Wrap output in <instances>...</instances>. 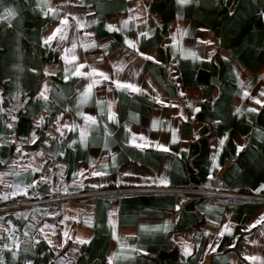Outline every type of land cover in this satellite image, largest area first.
Returning a JSON list of instances; mask_svg holds the SVG:
<instances>
[{"label":"crops","instance_id":"crops-1","mask_svg":"<svg viewBox=\"0 0 264 264\" xmlns=\"http://www.w3.org/2000/svg\"><path fill=\"white\" fill-rule=\"evenodd\" d=\"M50 3L58 8L59 18L67 14L73 25L68 31L69 39L56 51L41 45L42 38L59 24V18H54L53 13L45 17L37 0H0V17H4L9 8L16 12L10 20L6 17L0 19V90L5 97L19 91L21 100L26 98L25 93L32 98L15 113L18 120L13 129L6 127L7 115L0 114V160L7 162L0 164V203L24 195L25 189V196L36 197L60 192L138 187L145 183V176H164L169 186L257 193L255 190L264 184V109L258 114L245 111L248 107L260 106L241 99L242 89L236 77L239 74L246 87L251 85L249 90L253 96L264 87V80L260 79L264 76V15H261L264 0H192L184 6L178 5L176 0H50ZM178 14L182 20L177 19ZM73 15L85 21H99L78 33L83 37L84 32H93L94 36L84 39L95 40L98 45L87 52L78 45V62L87 60L89 65L113 79L136 83L146 93L116 90L111 81H103L95 87L89 104L82 108L98 120V126L89 132L87 147L79 142L68 147L73 139L79 141L78 130L64 129V137L55 130L56 117L66 108L71 111L64 113L60 124L73 120L83 124L75 114L76 97L78 89L82 91L88 81L76 77L65 81V63L60 58L63 47H70L75 33ZM143 18H147L148 27L154 29L147 38L137 35L139 31H147L141 22ZM123 20H129L126 27L121 24ZM109 23L121 31L109 32L106 28ZM177 25L186 29L188 34L178 33L173 48L169 36ZM125 36L138 39L139 52L153 55L159 63L146 60L129 48L124 43ZM199 40L213 43L205 45L198 43ZM102 44L107 47H99ZM182 47L191 48L203 59L194 62L191 58H181ZM213 50L211 62H208L207 57ZM101 56L103 61L99 59ZM119 68L122 71H117ZM46 71L56 75L46 76ZM173 75L178 79L173 80ZM45 82L49 87L47 102L35 99ZM109 87L113 88L112 92L107 91ZM181 91L186 95L181 97ZM157 95L165 104L179 107L157 103L151 98ZM97 99L105 102L103 114L96 106ZM108 101L114 102L112 110L118 123L107 120ZM14 103L6 99L3 107L8 108ZM189 103L192 108L187 107ZM195 107L201 111L193 113ZM236 107H241L244 114L233 115ZM181 109L188 117L187 121L180 118ZM193 115L195 119H192ZM42 116L41 127L35 129L39 139L35 144L23 142L20 138L29 137ZM153 120L161 122L158 125L160 130L151 129ZM169 122L173 128H179L177 135L180 139L170 145L169 153L154 147L142 151L126 138L124 126L128 125L137 134L144 133L150 140L168 144L171 139L167 130ZM104 124L111 135L105 136ZM48 133L57 139L53 140ZM226 133L228 140L219 154V168L212 173L214 179L210 181L212 146L218 147L219 140ZM13 139L15 144L11 143ZM105 143L115 154L114 161L106 151ZM238 144L245 146L239 155ZM17 147L28 155L21 156L16 152ZM182 148L188 151L181 152ZM61 152L63 156L59 155ZM55 163L65 166L63 175L52 172ZM82 167L86 169L87 179L73 176ZM94 171L108 174L94 177L91 175ZM125 172L132 175H124ZM41 177H47V182L40 180ZM74 179L76 183H73ZM33 180H40V183L34 188L27 187ZM93 184L100 186L93 188ZM257 194H264V191ZM177 204L180 205L179 213ZM112 209L118 211L110 225ZM55 213L59 215H53ZM262 214L264 200L185 192L107 193L50 202L34 209L0 211V218H3L0 219V235L7 237L3 229L14 230L21 241L15 262L10 252H3L6 264H25L26 261L32 264H108V257L121 251L112 237L113 230L120 238L129 237L127 245L142 250L131 252L126 247L122 256L134 259L121 257L113 264H260V261L245 260L244 256L255 255L264 259V225H257L251 231L244 230ZM65 216L70 219L59 223ZM165 222H171L167 231H141V225L154 229ZM45 223L56 226L55 235L49 229L44 230L51 245L39 234ZM225 224H230L232 234L225 232L223 237H218ZM28 225L34 227L28 228ZM26 230L29 237L23 235ZM64 231L68 232V237L63 235ZM31 237L39 239L40 243L33 247L35 240ZM217 239L219 247L212 252L208 245L215 246ZM78 240L90 242L79 243ZM5 242L11 243L7 239L0 241ZM184 244L191 246L190 256L182 254ZM233 244L235 247H231Z\"/></svg>","mask_w":264,"mask_h":264},{"label":"snow or ice","instance_id":"snow-or-ice-1","mask_svg":"<svg viewBox=\"0 0 264 264\" xmlns=\"http://www.w3.org/2000/svg\"><path fill=\"white\" fill-rule=\"evenodd\" d=\"M192 0H176V3L178 5L184 6L187 5L189 3H191ZM38 5L40 6L41 10L43 11V15L46 17L48 15V13H53L54 18H59V12H58V8L57 7H53L51 6L50 0H37ZM47 9L46 11H44V9ZM146 11V9H145ZM91 14V13H89ZM261 15H264V13H261ZM16 16V12L14 9H6L5 13H4V17H0V19L3 18H8L9 20L14 18ZM132 17H129V20H131ZM177 19L178 20H182L183 17L180 16L179 14L177 15ZM72 20L75 21V33L74 36L71 40V45L70 47H63V52L61 55V60L64 61L65 63V68H64V75H63V79L65 81H68L70 78L72 77H76V78H80L82 80H86L88 81V83L86 85L82 86V91L78 89V94H77V106H76V116L80 117L83 120V124H79L77 123L75 120H73L71 123H69L68 121H64L63 124H60V121L64 118V113L65 112H69L71 111V109H64V112H61L57 117H56V132H58L60 134L61 137L65 136V131L64 129H67L68 131H79V141H77L76 139H73L70 144L68 145V147H72L73 145L77 144L78 142L84 146L87 147V141H88V135L89 132L92 131L94 126H98V120L97 117L91 114H87L85 113L82 108L83 106H86L89 104L90 98L93 95V89L97 86H99L103 81H111V84L115 86L116 90H120V91H128L130 93H138V94H146L145 90L142 89L140 86H138L136 83H131V82H121L119 79H113L112 77H110L106 72L101 71L99 69H97L96 67H93L92 65H89L87 63V60H85V62L83 63H79V57L76 54L77 51V47L78 45L80 47L83 48V50L85 52H87L90 48H96L98 45L96 44L95 40H91V41H87L84 38L85 37H92L94 36L93 32H84L83 37L78 35V33L85 29V28H90L92 27V25L99 23L98 19H93L91 21H85L82 20L81 18H78L77 16L73 15L72 16ZM129 20H123L121 21V24L123 26H127L129 23ZM147 28V31H139L137 33L138 37H145L147 38L149 36L150 32H153L154 29L148 27V19L147 18H143L141 21ZM11 26V25H9ZM73 25L70 23L68 15H64L62 18H59V24L54 28V30L47 35L46 37L42 38V47H45L48 50L51 51H56L58 48H60L65 41H67L69 39L68 37V31L70 28H72ZM106 28L109 32H118L121 31V29L117 28L114 24L109 23L106 25ZM137 28H139V24L137 25ZM203 30V29H202ZM180 33L183 36H186L188 34L186 29H181L178 25L176 26V30L175 32L170 33L169 39L173 42V44L171 45L173 48H175V44L177 42V34ZM53 42H56V47H53ZM138 39H130L128 36L124 37V43L131 49L135 50L138 52V54L140 56H142L144 59L146 60H150V61H154L156 63H159V61H156L153 55H146L145 53L139 52V49L137 47L138 45ZM198 43L201 44H205V45H211L213 43V41H204V40H199ZM169 45H165V47H168ZM99 47L102 48H106L107 45H99ZM181 58L184 59H188L191 58L194 62L196 60H202L203 58L199 57L197 55L196 51H193L191 48H181ZM107 53L105 52V55ZM214 54V50L212 53H209L207 60L208 62H211L212 59V55ZM100 61H103L104 57L101 56ZM225 60H227V57L224 58ZM173 60H176V54L175 51L173 52ZM85 68H88V71H83ZM32 71H35V69H33ZM117 71H122V68L117 69ZM46 76L49 75H56L55 72L52 73H48L47 71L45 72ZM173 80H177L178 77L176 75H173ZM237 81L239 83V86L242 89V96L241 99H248L251 100L254 104L259 105L260 108H256V107H248L245 111L247 113H259V111L261 109H264V87H261V89L258 92L257 96H253L249 90V88L251 87V85L249 84L247 87L244 84V81L240 80L239 78V74H237ZM261 80H264V76H261L260 78ZM150 83V82H149ZM19 87V85H17V88ZM154 90V89H153ZM108 92H112L113 88L109 87L107 89ZM48 92H49V87L47 82H45V84L43 85L41 91L38 93V95L35 97V99L37 100H44L45 102L48 101L49 97H48ZM179 95L181 97L185 96L186 94L184 92H180ZM24 96L26 97L25 99L21 100V93L19 91H17V93L11 97H5L2 94V90H0V114H6L8 119L5 120V124L7 129L11 130L14 128V123L18 120V117L15 115L16 112L20 111L21 109H23L25 107V105L28 103L29 99H32L31 97H27V94L25 93ZM152 99L156 100L157 103L162 104L165 107H173V108H177L179 107L176 104H165L164 101L159 99V96L157 95L156 97H151ZM8 99L10 101H15L14 104H11L10 107L8 108H4V102L5 100ZM96 106L98 108H100L101 113L103 114L104 109L102 107V105L105 103L102 100L97 99L96 100ZM113 101H108L107 102V120L110 122H116L118 123L117 117H116V113L112 110L113 109ZM187 107L192 108L191 103H189L187 105ZM201 111V109L199 107H195L193 109V113H199ZM244 112H242V108L241 107H236L235 111L233 113V115H237L238 117L243 115ZM179 116L181 119H183L184 121H187L188 117H185L183 115V109L180 110L179 112ZM138 120V117L136 118ZM192 119H195V115L192 116ZM44 121V117L42 116L40 118V121H38L35 125L34 130L32 131V133L30 134L29 137L26 138H20L23 142L25 143H32L35 144L36 141L39 139L36 130L41 127L42 123ZM160 121L157 120H153L151 122V129L152 130H160L158 125L160 124ZM216 123H220V121H216ZM125 134H126V138L128 140V142L140 149V150H144L148 147H154L155 149L165 152V153H169L171 151L170 145L171 144H176L178 142H180L179 136L177 135V133L179 132V128H173L171 126V123L169 122V126H168V131L171 133V139H170V143L166 144V143H162L159 140H150L144 133H135L132 131V129L128 126L125 125ZM103 130H104V134L105 136L111 135V133L108 131V127L107 124H104L103 126ZM14 135V133H13ZM48 135L53 139H57V137L52 136L51 133H48ZM196 139H199V137L197 136ZM228 140V134L226 133L220 140H219V146L217 147V145H213V154L210 157L211 160V164H210V168H209V176L208 179L211 181L214 179L213 176V172L219 168V163H218V159H219V154L220 152L223 150L224 145L226 143V141ZM186 142V141H185ZM11 143L15 144L16 140L13 139L11 141ZM44 143H48V141H44ZM106 151L112 155L113 157V161L115 158V154L111 153V149L108 148L107 143H105L104 145ZM245 146L242 145H237L236 146V150H237V155H239V153L241 151H243ZM181 152H187L188 149L182 148L180 150ZM16 152L20 153L21 156L24 155H28L27 153H23L20 147L16 148ZM38 155H43V153H37ZM174 155H178L176 153H173ZM59 155L63 156V153H59ZM7 163L6 161L0 160V164H5ZM104 167H107V165H104ZM25 170H27L25 168ZM41 169H37V171H41ZM49 171H51V169H49ZM85 172L86 169H84L83 167L80 168L77 172H75L73 174L74 177L76 176H85ZM9 173H3L2 175H8ZM107 172L104 171H94L91 173L92 176H104L107 175ZM124 175H132V173L130 172H125ZM85 179H87V176H85ZM145 183L143 185H137L138 187H149L151 188L153 185L160 187V186H164L167 187L169 184V181L167 180L166 177L164 176H160L157 178H153L150 176H145L143 177ZM40 180H43L44 182H47L48 178L47 177H41ZM40 180H33L31 182V184H29L27 187L29 188H34L37 186L38 183H40ZM149 181H151V183H149ZM61 183H63V181H61ZM73 183H76V180H73ZM100 185L97 184H93L91 185V187L96 188ZM257 193L264 191V184H262L259 188H257L255 190ZM65 192H67V189H65ZM24 195H27V189H25ZM13 196L16 195V193H12ZM7 198V197H5ZM183 201H181L182 203ZM117 209H112L109 213V224L112 225L113 220L112 218L116 215L117 213ZM176 211L177 213H179L180 211V205L177 204L176 206ZM53 215H59V213H55ZM3 219V218H0ZM70 219L68 216H65L63 220H61L59 223L63 224L65 220ZM11 222L9 221V224ZM87 223V222H86ZM171 222H165L163 225H157L155 226L154 229H149V226L147 225H141V231H145V230H154V231H158V230H164L167 231L169 228V224ZM257 225H264V214H262L260 216V218H258L253 224H251L248 228H246L244 231H251L252 228H256ZM88 226H91L90 224ZM28 228H33L34 225H28ZM45 229H49L51 230L52 234L55 235L56 234V226L53 224H49V223H45L43 225V227H41L39 229V234L49 243V245L52 244L51 240H48V236L45 233ZM4 232H7V237H4L3 235H0V241H3L5 239H7L8 241H10L11 243H0V264H6V260L4 258L3 252L5 250H7L8 252L11 253L12 255V260L15 262L17 260V250L20 248V244L21 241L19 240V238L14 234V230H9V229H3ZM225 232H227L229 235L232 234L231 232V226L230 224H225L223 229L217 234L218 237H223L225 235ZM264 234V233H262ZM23 235L25 237H29V232L26 230ZM63 235L65 237H68V232L64 231ZM205 235H211L210 233H205ZM112 237L114 240L117 241L120 250L119 252H115L113 253L111 256L108 257V264H113L114 260L120 259L121 257L124 260H130V259H134V257H130L127 255H123V250L127 247L128 250H130L131 252H138V251H142L140 249H137L135 245H127L126 242L129 239V237H123L120 238L117 236L115 230H113L112 233ZM31 239L35 240V244L33 245V247H35V245H38L40 243V240L35 238V237H31ZM79 243H89L90 241H86V240H78ZM23 243H27V241H23ZM64 243H67V240L64 241ZM63 245H61L62 247ZM219 247V242L218 239L215 243V246H213V244H209L208 248L212 251L215 252L216 248ZM231 247H235V244L231 245ZM145 255H147V253H144ZM182 254L185 256H190L192 254L191 251V246L184 244L182 246ZM207 254V253H206ZM245 260L248 261H260V264H264V259H261L258 256L252 255V256H244ZM25 264H32L31 261H26Z\"/></svg>","mask_w":264,"mask_h":264},{"label":"built area","instance_id":"built-area-1","mask_svg":"<svg viewBox=\"0 0 264 264\" xmlns=\"http://www.w3.org/2000/svg\"><path fill=\"white\" fill-rule=\"evenodd\" d=\"M65 166L59 163H55L52 172L58 176L65 173ZM124 192H173V193H194L203 195H221L226 197H232L244 200H264V194H257L249 191H234L226 189H216L208 187H196V186H152L149 187H112L107 189L86 190L72 193H57L51 195H42L36 197H28L25 195H19L11 197L0 203V211L8 209H34L39 205H43L50 202H62L73 197L91 196L96 194L107 193H124Z\"/></svg>","mask_w":264,"mask_h":264},{"label":"rangeland","instance_id":"rangeland-1","mask_svg":"<svg viewBox=\"0 0 264 264\" xmlns=\"http://www.w3.org/2000/svg\"><path fill=\"white\" fill-rule=\"evenodd\" d=\"M1 211H3V210H1Z\"/></svg>","mask_w":264,"mask_h":264}]
</instances>
